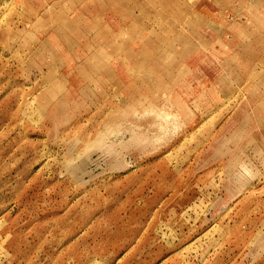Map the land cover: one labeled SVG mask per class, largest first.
<instances>
[{
	"label": "rangeland",
	"instance_id": "obj_1",
	"mask_svg": "<svg viewBox=\"0 0 264 264\" xmlns=\"http://www.w3.org/2000/svg\"><path fill=\"white\" fill-rule=\"evenodd\" d=\"M0 264H264V0H0Z\"/></svg>",
	"mask_w": 264,
	"mask_h": 264
},
{
	"label": "bare ground",
	"instance_id": "obj_2",
	"mask_svg": "<svg viewBox=\"0 0 264 264\" xmlns=\"http://www.w3.org/2000/svg\"><path fill=\"white\" fill-rule=\"evenodd\" d=\"M113 6H114V5H112V7H113ZM95 26H97V24H96ZM90 31H91V30H90ZM92 31H93V30H92ZM107 44H108V45H113V44H111V39H110V38L107 39Z\"/></svg>",
	"mask_w": 264,
	"mask_h": 264
}]
</instances>
